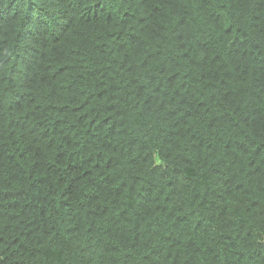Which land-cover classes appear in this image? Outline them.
Wrapping results in <instances>:
<instances>
[{"label":"trees","instance_id":"16d2710c","mask_svg":"<svg viewBox=\"0 0 264 264\" xmlns=\"http://www.w3.org/2000/svg\"><path fill=\"white\" fill-rule=\"evenodd\" d=\"M0 264H264V0H0Z\"/></svg>","mask_w":264,"mask_h":264}]
</instances>
